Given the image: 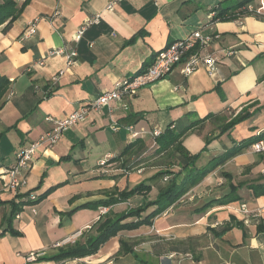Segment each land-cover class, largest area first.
Wrapping results in <instances>:
<instances>
[{"label":"crops","instance_id":"1","mask_svg":"<svg viewBox=\"0 0 264 264\" xmlns=\"http://www.w3.org/2000/svg\"><path fill=\"white\" fill-rule=\"evenodd\" d=\"M15 1L18 7L24 4L21 14L9 29L4 30L7 22L0 25V76L10 80L9 90L15 92L11 98L7 92L0 105V169L13 165L19 150L51 128L48 115L62 118L80 109L125 78L145 70L158 51L198 28L204 34H219L203 50L218 62L213 75L205 66L185 75L180 63L124 102L113 101L101 111L91 110L53 146L40 147L23 172L27 185L17 192L0 189V264H24L23 255L30 251L51 254L57 251L53 247L56 242L78 231L84 232L78 240L85 242L87 235L97 233L100 211L81 205L107 199L115 189H130L155 173H143V164L125 174L121 168L111 167L116 163L101 166L129 144V126L148 132L175 125L182 129L197 117L213 114L193 130L216 136L203 152L209 153L204 163L234 142L264 131V16L246 13L211 21L213 9L239 0ZM97 16L99 23L88 25L82 39L74 42L77 30ZM36 18V34L22 39ZM62 48L77 49L74 64L68 65L64 54H49ZM47 82L56 90L39 102L42 92L31 87ZM243 109L251 115L220 134V127ZM140 135L150 146L151 135ZM258 162L264 167V155L244 150L188 191L186 196L194 198L187 200L191 203L185 206L179 200L151 225L120 231L95 254L65 264H264V195L256 196L249 187L264 178L263 173L257 178L252 174ZM65 181L42 201L25 205L13 219L12 229L7 228L11 200L33 189L42 194ZM237 182L243 183L239 200L196 211L209 199L224 196L228 184ZM159 187V182L153 183L151 199ZM141 201L136 195L112 205L109 211L121 212ZM242 204L249 213L241 211ZM227 225L232 226L225 229ZM122 242L132 250L118 255ZM40 263L57 264L47 259L36 264Z\"/></svg>","mask_w":264,"mask_h":264},{"label":"trees","instance_id":"2","mask_svg":"<svg viewBox=\"0 0 264 264\" xmlns=\"http://www.w3.org/2000/svg\"><path fill=\"white\" fill-rule=\"evenodd\" d=\"M252 1L253 0H239L231 6L221 9L215 8L211 12V21L215 22L233 19L237 17V15L246 14L247 9L245 7ZM23 8L24 4L21 7H18L15 0H3L0 2V25L7 22L4 30L11 27L12 23L21 14ZM142 71L143 70L138 73ZM10 83L11 82L7 77L0 76V105L2 104L3 97L9 90ZM31 88L35 92H42L39 102L53 96L56 90V87L49 82L40 87L35 83ZM218 91L221 96L224 97L220 88H218ZM250 115L251 113H249L247 109H243L237 115L232 117L230 121L224 123L220 127V134L232 130L237 124L247 119ZM213 116L214 115L212 114L204 118L197 117L182 129H179L177 125L174 127L168 126L164 130L160 129L159 135H151L153 140L150 146L141 135L129 138V144H127L121 153L105 160V163H101V166L120 163L121 174H125L135 170L136 167L144 162L159 158L165 154L170 157V161L165 163V166L162 169L157 170L150 178L139 182L134 187L122 191L115 189V194L110 195L107 199L85 203L80 207H111L116 203L128 201L136 195L142 197L141 204L121 212H114L113 210L109 211L101 216L96 222L97 233L95 235H87L85 242H79V240H77L73 244L59 247L57 251L48 254L41 259L65 264L69 260L95 254L107 240L117 235L120 231L137 229L143 225H151L154 218L174 205L184 194L199 184L208 174L213 172L219 166L225 164L229 159L243 153L244 150L250 148V146L256 141L264 138V131H262L238 142L236 141L228 146L223 152L212 156L204 164H200V157L202 153L208 149L211 139L208 140L200 152L192 153L184 144L183 138L188 132L195 130L208 118ZM219 136L221 135H218L217 137ZM133 158L134 160H132ZM162 176L163 180L165 176L168 177V180L160 185L157 196L154 199H151L149 193L152 190V185ZM227 176L231 177L230 174H227ZM65 183L66 181L57 183L39 195L34 193L33 189L24 194L18 195L17 198L11 200L9 203L11 204L12 212L7 218V228L12 229L13 219L19 214L25 205L36 204L42 201ZM242 185V182H239L236 185L230 183V191L228 193L224 194V196L219 199H211L207 201L203 207L198 208L196 211L201 212L215 203L222 204L239 200L240 196L238 195V190ZM249 187L253 189L256 196L264 195V178H259L256 182L250 184ZM38 189L39 187L37 190ZM236 224L240 227L243 225L241 221H237ZM231 226L232 225H227L225 229H228ZM14 232L17 233L16 231ZM131 250L132 249L125 247V244L122 242L118 255L131 252Z\"/></svg>","mask_w":264,"mask_h":264},{"label":"built area","instance_id":"3","mask_svg":"<svg viewBox=\"0 0 264 264\" xmlns=\"http://www.w3.org/2000/svg\"><path fill=\"white\" fill-rule=\"evenodd\" d=\"M247 13H251L258 16H264V0H257L256 2H250L245 7ZM37 18L25 29L22 39L31 35H35L37 32ZM92 23H99V16L87 21L85 25L80 27L75 35L73 41L78 43L86 30V27ZM219 38V34L215 31L208 34L202 33L200 28L194 30L190 35L185 38L177 39L166 47L158 51L153 62L142 72L137 73L131 77L125 78L121 81L116 88L107 90L99 94L97 97L88 102L85 106L78 110L71 112L62 118H55L51 115L46 117V120L51 123V128L44 132L37 141L31 143L29 146L24 147L16 154L15 163L9 167L0 169V189L2 191L17 192L21 187L27 185V180L23 175L24 170L31 166L35 153L42 146H53L60 139L62 134L73 127L81 120H83L91 110L101 111L105 106L110 105L113 101L124 102L125 99L133 95L138 89L143 86L152 84L168 74H170L176 65L183 63V72L188 75L196 71L200 66H205L208 72L213 75L217 69V57L211 53H204V47L209 45L214 40ZM228 51V50H226ZM232 53V51H228ZM50 55L64 54L67 58V64L71 65L75 62V57L78 56L76 48H62L49 52ZM43 63V61H41ZM55 79V78H54ZM15 92L13 90L8 91V97H13ZM126 106V104H124ZM117 125L114 130H117ZM130 137H136L138 135L149 133L150 135H159L160 129L156 128L153 131H137L133 126L128 127ZM260 133V132H259ZM250 149L259 154H264V138L256 141L250 146ZM105 163V160L102 164ZM1 168V167H0ZM141 172V170H138ZM264 175V167L262 169ZM168 177H164V181H167ZM36 212L35 209H33ZM100 217L109 212L108 206H100ZM241 211L243 213H249L246 204L241 205ZM18 216V215H17ZM84 232L78 231L71 237H67L61 241L56 242L53 247L59 248L69 244L75 243ZM46 254L45 250L30 251L23 255L25 259L24 264H36ZM21 255V254H20ZM59 264V262H56ZM46 264V263H40Z\"/></svg>","mask_w":264,"mask_h":264},{"label":"rangeland","instance_id":"4","mask_svg":"<svg viewBox=\"0 0 264 264\" xmlns=\"http://www.w3.org/2000/svg\"><path fill=\"white\" fill-rule=\"evenodd\" d=\"M216 136H214L213 138L212 137H209L207 133H198L196 131H191L188 133V135L185 136L184 138V143L190 148V150L193 152V153H198L200 152L205 144L208 142V140L211 139V142L213 141V139H215ZM218 139V138H217ZM219 140V139H218ZM210 142V143H211ZM220 142V141H219ZM223 143V142H222ZM221 144V142H220ZM20 149V148H19ZM17 149V151L19 150ZM20 151V150H19ZM209 153H202L201 157H200V161L199 163L200 164H204V158H209L208 157ZM168 161H170V157L165 154L164 156H161L159 158H155V159H152L150 161H147V162H144L143 163V168H144V171L143 173H148L150 171H157V170H160L162 169L165 165V163H168ZM169 165V164H168ZM107 166V165H106ZM121 164L120 163H116L114 165H112L111 167H116V168H120ZM170 166V165H169ZM109 167V168H111ZM262 169H263V164L261 163H256L253 167H252V174L254 175V177H261L260 173H262ZM156 182H159L160 185L164 184V180H163V176L159 178V180H156ZM238 183V182H237ZM236 183V184H237ZM230 191V184H228V192ZM188 193V192H187ZM186 193V194H187ZM186 194H184L179 200H180V204L183 205L185 204H188V203H191V201H188L187 200H193L194 198L191 197L190 194H188L186 196ZM185 197V198H183ZM184 199V200H182ZM178 200V201H179ZM210 200V199H209ZM206 204V203H205ZM204 204V205H205ZM204 205H202L201 207H203ZM197 210V209H196ZM203 211H206V209H204ZM201 211V212H203ZM79 242H82L81 240ZM57 249V248H56Z\"/></svg>","mask_w":264,"mask_h":264}]
</instances>
